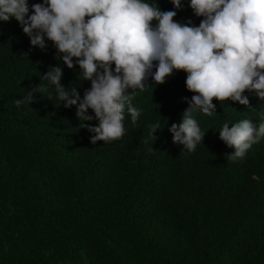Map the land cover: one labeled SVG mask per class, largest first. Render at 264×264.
I'll list each match as a JSON object with an SVG mask.
<instances>
[{"label": "trees", "instance_id": "1", "mask_svg": "<svg viewBox=\"0 0 264 264\" xmlns=\"http://www.w3.org/2000/svg\"><path fill=\"white\" fill-rule=\"evenodd\" d=\"M27 2L31 15L43 0ZM145 2L177 11L181 24L203 19L190 0L181 10L171 0ZM45 42L32 47L15 18L0 21V264H264V138L235 161L219 139L225 123L264 121V102L246 91L248 106L214 99L211 116L197 109L205 137L188 152L169 128L194 93L187 74L174 71L135 92L140 117L133 124L125 111L122 138L92 144L81 125L98 122L65 108L43 75L61 67L62 86L76 87L81 99L91 82ZM40 84L45 91L15 104Z\"/></svg>", "mask_w": 264, "mask_h": 264}, {"label": "clouds", "instance_id": "2", "mask_svg": "<svg viewBox=\"0 0 264 264\" xmlns=\"http://www.w3.org/2000/svg\"><path fill=\"white\" fill-rule=\"evenodd\" d=\"M171 2L182 9L181 0ZM190 8L203 17L198 27L176 22L177 11H161L145 0H43L32 5L31 15L27 0H0V21L15 18L32 47L43 50L46 39L52 42L63 64L78 66L79 78L91 82L81 99L76 87L62 86L61 67L43 75L65 108L75 106L81 121L98 122L81 125L94 134L92 144L122 138L125 111L137 122L140 111L132 99L137 90L149 88V78L161 85L174 71L185 72L186 88L194 95L182 121L169 131L174 144L192 152L205 137L194 111L211 116L214 99L248 106L246 91L264 102V0H190ZM43 91L40 84L15 104ZM158 129L159 123L150 126L153 141ZM261 138L264 121L243 119L219 130V139L234 149L227 156L232 161L243 160Z\"/></svg>", "mask_w": 264, "mask_h": 264}]
</instances>
